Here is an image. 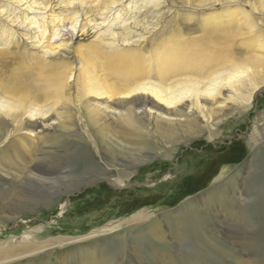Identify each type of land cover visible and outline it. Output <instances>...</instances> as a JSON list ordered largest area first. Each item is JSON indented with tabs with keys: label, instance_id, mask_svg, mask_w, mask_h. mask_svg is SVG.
<instances>
[{
	"label": "bare ground",
	"instance_id": "6f19581e",
	"mask_svg": "<svg viewBox=\"0 0 264 264\" xmlns=\"http://www.w3.org/2000/svg\"><path fill=\"white\" fill-rule=\"evenodd\" d=\"M86 37L91 42L80 45ZM16 45L17 69L26 64L35 74L38 68L37 82L50 88L54 81L55 105L74 104L95 146L117 149L125 164L138 167L165 153L161 142L185 143L206 134L214 141L220 132L213 128L233 115L243 117L242 108L250 109L253 98L264 92V0H188L184 6L168 5V0H0V59ZM12 103H19L16 108L23 110L20 116L28 127L37 129L41 121L44 129L67 132V122L62 125L61 117L48 106L28 105L23 96L6 95H0V131L15 127L6 115L15 108ZM259 128H254L247 143L249 163L231 175L224 169L211 188L181 205L182 213L173 221L180 238L190 228L198 234L193 222L196 209L187 213L197 201L239 216L237 211L247 202L244 186L264 144ZM50 153L45 157L41 152V162L24 176L26 184L44 191L58 186L57 177L45 175ZM107 173L104 169L101 175ZM121 179L109 182L121 188L126 186ZM145 213L133 216L129 220L133 225L123 230L148 226L153 218ZM155 238L166 243L167 235L157 228ZM238 238L227 242L235 257L231 263L262 264L238 262L253 247L248 235ZM30 239L31 235L25 236L20 248L0 247V264H14L7 260L19 256L18 251L35 253L49 244L27 242ZM94 249L79 253L75 263L114 264L113 255L106 261ZM160 253L162 261L171 259ZM199 261L194 256L187 264Z\"/></svg>",
	"mask_w": 264,
	"mask_h": 264
},
{
	"label": "rangeland",
	"instance_id": "374dc122",
	"mask_svg": "<svg viewBox=\"0 0 264 264\" xmlns=\"http://www.w3.org/2000/svg\"><path fill=\"white\" fill-rule=\"evenodd\" d=\"M186 1L168 0V5L184 6ZM91 40L86 37L80 45ZM17 49V45L12 47L10 55L0 59V62L8 61L0 65V95L16 99L23 96L28 99V105L48 106V111L61 117L62 125L67 122L68 130H47L41 121L37 129L30 124L28 127L25 117L20 116L23 110L16 108L19 103H12L11 108H15L6 113L15 127L0 131V247L20 248L26 243L27 235H31L27 242L49 243L35 253L18 251L19 256L7 261L74 264L78 263L79 253L95 248L106 261L113 255L114 264H187L194 256L199 257L198 264H232V252L227 250L230 238L248 235L253 247L246 249L238 262L264 264V144L256 152L254 171L244 186L247 202L237 211L239 216L232 217L219 206L197 201L186 212L196 209L193 222L198 234L190 228L186 237L180 238L173 223L182 213L181 205L189 204V199L211 188L224 169H228L226 175H231L230 172L249 163L247 143L252 132L255 127H261L264 133V92L253 98L250 109H247L249 105L242 108L243 117L233 115L213 128L220 132L214 141H209L206 134L185 143L161 142L159 147L165 153L138 167L125 164L121 157L124 154L117 149L109 151L105 144L95 146L85 134L74 104L55 105L58 97L53 95L58 93L54 81L47 88L36 80L38 68L35 74L26 64L17 69ZM21 104L24 108L25 103ZM42 151L45 157L47 151L51 152V164L45 175L57 177L58 184L47 191L24 182L27 171L41 162ZM104 169L109 172L106 176L101 175ZM118 176L126 186L117 188L109 182ZM235 206H238L236 202ZM142 212L153 218L148 226L123 230L131 227L133 223L129 220ZM157 228L167 235L166 243L155 238ZM160 252L168 254L171 261H162ZM215 254L222 257L216 258Z\"/></svg>",
	"mask_w": 264,
	"mask_h": 264
}]
</instances>
